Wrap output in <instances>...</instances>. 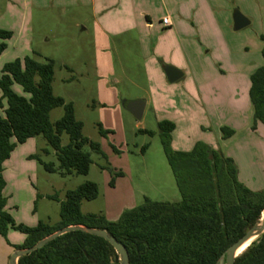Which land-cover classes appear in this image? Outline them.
I'll list each match as a JSON object with an SVG mask.
<instances>
[{
  "label": "rangeland",
  "instance_id": "obj_1",
  "mask_svg": "<svg viewBox=\"0 0 264 264\" xmlns=\"http://www.w3.org/2000/svg\"><path fill=\"white\" fill-rule=\"evenodd\" d=\"M206 1L219 7L215 9L221 16L215 20L221 31L217 34L200 33L195 28V33L185 35L188 61H194L190 57L192 44L198 53H202V67L198 66L206 79L204 83L207 86L202 90L205 93L198 92V106H193L190 97L178 90L180 83H167L169 89L166 90L157 86L154 92L161 90L158 93L165 95L158 115L178 123L171 135L174 152L186 153L197 145L209 146L234 160L243 185L254 192H262L264 126L259 123L260 129H253L250 87L252 74L264 65V0ZM54 2H29V23L25 25V18L21 15L25 2L0 0V30L21 38L24 27L29 28L32 42L30 57L40 63L46 59L54 61V95L74 105L76 118L84 125L83 135L99 144L102 155H92L93 165L87 176L62 177L58 173L47 172L41 163L59 166L55 151L43 137L18 145L5 164L9 184L5 191L7 211L17 224L28 227H36L40 222L55 225L61 219L60 201L66 200L69 191L87 182L98 185L99 197L84 201L82 212L103 215L112 222L118 221L124 212L143 205L145 199L162 203L180 202L181 195L160 137L161 122L156 120L151 108H147L142 120L138 121L122 106L124 100L148 99L150 92L144 55L139 44L136 45L137 40L130 36L127 43L117 41L111 48L108 57L113 62L115 75H112L100 60L97 66L91 11L54 8ZM155 5L153 20L158 27L153 40L155 44L161 43L162 59L165 52L162 44L167 42V38L160 37L162 29L158 20L163 11L160 1L156 0ZM235 10L250 21L248 27L238 32L234 31ZM178 47L180 54L181 46ZM165 53L166 62L156 59L161 72L165 73L167 67H172L169 66L172 61L179 66L182 64L178 53L173 59L169 52ZM10 59L11 55H6L0 67ZM122 68L128 71L124 73ZM120 75L123 78L119 79ZM112 80L120 82L114 84ZM14 89L17 94L24 95L21 87L15 86ZM63 116V108L55 109L51 113L52 124ZM224 128L233 131L234 135L225 138ZM145 130L154 132V135L144 133ZM69 141V136L64 134L62 145L67 146ZM86 151H89L88 147ZM21 170L31 171L29 184H24ZM52 196L60 201L51 200L49 197ZM25 240L24 234L14 230H10L7 238L0 236V264L5 260L9 264L5 249L19 246Z\"/></svg>",
  "mask_w": 264,
  "mask_h": 264
},
{
  "label": "trees",
  "instance_id": "obj_2",
  "mask_svg": "<svg viewBox=\"0 0 264 264\" xmlns=\"http://www.w3.org/2000/svg\"><path fill=\"white\" fill-rule=\"evenodd\" d=\"M13 36L0 30V57ZM262 56L264 59V49ZM54 75L53 60L40 63L32 57L6 63L0 70V108L6 104L4 116H0V236L7 238L10 230L26 236L24 244L14 249L32 248L59 230L81 225L107 231L126 247L130 264H219L225 252L260 221L264 191L254 192L240 182L234 160L206 145H197L191 152H174L171 135L175 125L163 121L159 123L160 137L180 202L145 199L143 205L112 222L103 215L82 212L84 201L99 197L98 185L87 182L69 191L65 201L49 197L61 202L59 223L17 224L7 211L4 172L18 145L43 137L55 151L59 166L40 162L47 172L62 177L87 176L92 155H102L99 144L83 135L84 125L77 120L74 105L54 95ZM15 86L21 87L24 95L17 94ZM250 99L256 129L259 123L264 126V65L251 76ZM57 108L64 109V116L52 124L51 113ZM100 131L105 135L102 128ZM222 131L225 138L234 135L227 128ZM64 134L69 136L67 146L62 145ZM19 264H120V257L103 238L76 231L20 258ZM235 264H264V235Z\"/></svg>",
  "mask_w": 264,
  "mask_h": 264
},
{
  "label": "crops",
  "instance_id": "obj_3",
  "mask_svg": "<svg viewBox=\"0 0 264 264\" xmlns=\"http://www.w3.org/2000/svg\"><path fill=\"white\" fill-rule=\"evenodd\" d=\"M25 2V10L21 13V15L25 18V25L27 22L29 23L30 17V4L29 2H33L36 0H23ZM49 1V0H47ZM56 2L52 3L54 8H67V9H77L81 10H89L92 13L94 18V38H95V50H96V58H97V66L98 60L103 62L110 69V73L115 75V71L112 68L113 62L111 59L109 60L110 50L114 46L117 41H123L127 43V38L130 36L137 40L136 45L139 44L141 52L144 55L145 60V71L148 82H149V96L148 99H143L146 101V108H151V111L155 114L156 120L159 122L168 121L175 125V130L178 127L177 121L173 119H166L165 117H161L160 112L161 106L164 103L165 95L160 94L162 89H169L168 84L171 83L168 81V78L165 73L161 72L160 67L156 59L159 61L161 59V48L159 47L161 43H154L153 36L155 30L157 29V25L154 23L153 17L155 16V2L156 0H55ZM160 1V6L162 7V16L159 17V25H161V33L160 37L167 38V42L162 44V49L165 52H169L171 54V58L175 57V53H178L179 60L182 64L179 66L176 62L172 61L171 65L175 69L181 71L183 77L175 82L180 83L178 86V90L185 92L187 96L190 97V102L194 103L193 106H198V92H202L203 95L205 92L202 90L206 88L204 81L206 79L203 78L204 72L198 65L201 61H203L202 53H198L197 49L194 48V44H192L193 50H191V59L194 61H188L187 51H186V39L185 35L193 34L196 32L202 33H212L217 34L221 31L219 29V25L216 21L221 15L217 13L218 6H214L213 3H209L206 0H158ZM209 5H208V4ZM214 8V10H213ZM224 14V13H223ZM226 16V15H225ZM164 18H169L171 22V26L165 27L162 23ZM216 19V20H215ZM228 22V18L226 19ZM78 25V24H77ZM196 28V29H195ZM160 30V29H159ZM84 31H88V29H84ZM25 32H28V35H25ZM29 28L23 29V35L21 38H18L17 35H14L13 38L8 42L7 51L0 57L1 60L8 55H11V59L9 62H13L16 59H24L25 57H30V44L31 39L29 38ZM20 37V36H19ZM19 39V40H18ZM178 40V42H176ZM174 42L177 43L174 45ZM123 43V42H122ZM124 44H122L123 46ZM182 50L179 54V47ZM178 47V49L176 48ZM167 47V48H166ZM159 51V54H158ZM197 51V52H196ZM164 52V53H165ZM162 54L163 62H166L165 54ZM101 54V56H100ZM177 56V57H178ZM185 56V58H184ZM199 58V63H198ZM185 61V62H184ZM4 66V65H3ZM0 67V70L3 68ZM152 66V67H151ZM202 67V66H201ZM125 73L128 70L122 68ZM250 74V73H249ZM114 78V77H113ZM123 78L121 75L119 77ZM216 80H219L218 77ZM112 80L111 82H113ZM120 81L115 80L114 84H118ZM168 83V84H167ZM159 87L160 91L154 92L155 87ZM152 90V91H151ZM209 94V91L206 90ZM203 95H200L203 98ZM206 96H208L206 94ZM194 102H193V101ZM4 109L0 108V116H4V110L6 108L5 102ZM144 112V114H145ZM144 116V115H143ZM260 124L257 125V129H260ZM148 131H144L146 133ZM154 134V132H152ZM236 134V132H235ZM34 141V139L29 140L27 143ZM26 143V144H27ZM25 145V144H24ZM13 155V154H12ZM12 157V156H11ZM27 159V158H26ZM10 161V160H9ZM8 162V161H7ZM6 162V163H7ZM5 163V164H6ZM20 174L23 178L24 184L30 183L31 171L21 170ZM4 177L7 182L8 181L6 172H4ZM33 177V176H32ZM6 187V189H7ZM6 191V190H5ZM25 241L19 243V246L23 245ZM16 251L13 246L5 249V256L9 261L11 255ZM10 262V261H9ZM6 264V260L4 263Z\"/></svg>",
  "mask_w": 264,
  "mask_h": 264
},
{
  "label": "water",
  "instance_id": "obj_4",
  "mask_svg": "<svg viewBox=\"0 0 264 264\" xmlns=\"http://www.w3.org/2000/svg\"><path fill=\"white\" fill-rule=\"evenodd\" d=\"M234 21V31L238 32L250 25V21L242 15L239 10H235L233 14ZM165 74L168 78V81L173 84L179 81L183 74L181 71L173 68L167 67L165 69ZM122 106L125 110L129 111L138 121L142 120L145 108V100H135L122 102ZM80 231L89 235L103 238L111 244V246L116 250L117 254L120 257V264H130L129 253L126 247L118 242L114 237L110 236L107 231L95 228H89L86 226L75 225L59 230L58 232L44 238L38 242L32 248L16 250L10 258L9 264H19V259L32 254L46 245H48L53 240L66 235L71 232ZM264 235V211L262 213L260 221L250 229L245 236H243L239 241L233 244L221 257L219 264H235L236 259L239 258L254 242H259L260 238Z\"/></svg>",
  "mask_w": 264,
  "mask_h": 264
},
{
  "label": "built area",
  "instance_id": "obj_5",
  "mask_svg": "<svg viewBox=\"0 0 264 264\" xmlns=\"http://www.w3.org/2000/svg\"><path fill=\"white\" fill-rule=\"evenodd\" d=\"M162 23L164 24L165 27L171 26V22L169 18H164Z\"/></svg>",
  "mask_w": 264,
  "mask_h": 264
}]
</instances>
